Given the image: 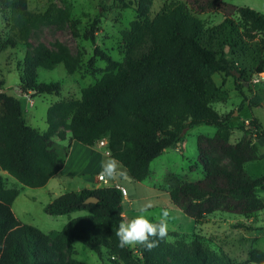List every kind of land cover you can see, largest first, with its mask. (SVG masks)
<instances>
[{"label": "trees", "instance_id": "16d2710c", "mask_svg": "<svg viewBox=\"0 0 264 264\" xmlns=\"http://www.w3.org/2000/svg\"><path fill=\"white\" fill-rule=\"evenodd\" d=\"M115 2L122 9L133 8L136 14L122 33V60L113 61L95 49L94 56L106 63L102 77L82 89L79 99L51 104L45 132L28 126L21 99L0 88V172L23 187L43 188L63 168L72 142L92 148L105 140L110 159L119 161L129 178L140 183L149 176L151 162L177 147L188 130L215 126L212 138L197 139L195 163L203 179L170 183L171 204L184 205L183 213L198 227L215 212L249 218L264 210V201L257 194L264 192V175L252 178L246 171L247 163L260 160V152L244 138L231 144L227 118L211 106L220 93L212 76L230 75L232 70L225 49L236 44L234 23L225 18L208 30L193 11L202 14L233 8L241 28L262 34L264 16L249 8L231 7L223 0H184L164 4L150 18L153 0ZM0 10L18 16L24 40L31 27L65 22L73 37L77 36L67 9L51 5L41 15H33L26 0H0ZM98 23L97 17L85 36L91 42ZM8 43L15 42L9 39ZM79 62L63 45L50 50L38 44L23 57L19 89L32 97L58 95L59 83L39 84L37 71L62 65L71 75ZM59 127L66 132L58 131ZM220 158L229 162V169L219 165ZM18 195L17 189L5 188L0 174V264H85L71 257L74 243L99 258L105 251L113 264H231L225 256L207 249L197 235H183L175 243L161 241L152 251L139 245L121 248L116 231L123 220V197L116 187L68 192L52 200L44 208L49 216L85 215L69 219L59 231L49 234L15 218L11 207ZM88 198L97 203L85 204ZM259 260H264L262 251H249V264Z\"/></svg>", "mask_w": 264, "mask_h": 264}, {"label": "rangeland", "instance_id": "374dc122", "mask_svg": "<svg viewBox=\"0 0 264 264\" xmlns=\"http://www.w3.org/2000/svg\"><path fill=\"white\" fill-rule=\"evenodd\" d=\"M27 10L33 15H41L49 6L58 10L67 9L69 21H75L76 37H73L69 22L43 24L37 28H29L28 37L22 38V22L10 11L0 10V88L21 99L24 119L28 126L43 133L46 131V112L53 103L66 100H77L80 91L93 85L103 75L106 63L94 56V50L120 62L125 53L122 33L129 29V23L135 19V11L122 9L115 0H26ZM184 0H153L150 18L158 13L164 4ZM235 8H249L264 16V0H223ZM205 29H213L229 18L235 26L234 42L225 49L226 58L232 70L230 75L218 73L212 81L220 89L211 106L227 118L230 127L229 142H238L241 138L256 145L261 154L260 160L247 163L246 171L252 178L264 175V34L241 28V21L230 8L226 11L205 12L193 11ZM99 19L94 33V41L85 36L91 31L95 18ZM9 39L15 43L10 45ZM29 44V47L26 46ZM38 44L55 50L56 45L65 46L70 54L79 59L78 69L69 75L62 65L51 71L39 69V84L59 83L58 95H40L32 97L30 93L20 91V69L26 52H31ZM262 70L263 73H258ZM241 79V80H240ZM58 131L66 132L64 127ZM216 133L215 126H196L188 130L182 142L175 148L164 151L153 160L149 167V176L143 182L130 180L126 175L118 182L125 188L127 196L122 202L123 220L139 215L141 207L151 205L147 216L156 222L164 209L169 216L170 243H175L181 236L197 235L202 237L204 246L218 255H223L231 264H249L248 253L258 249L264 253V210L251 215L242 216L215 212L206 216L201 226L188 218L183 210L185 206L175 207L171 204L168 187L173 182H197L203 179L201 168L195 161L198 158L197 139L199 136L212 138ZM58 141V139L53 138ZM101 162L91 164L96 154L89 155V168L84 171V178L89 179L102 171V163L108 160L101 151ZM220 166L230 168L226 159L218 160ZM5 188H15L19 195L12 204V212L17 220L31 225L44 233L59 231L69 219L85 215V212H73L64 216H49L44 208L55 198L66 193V189L53 180L45 188L30 189L18 184L5 172ZM107 180L108 185H112ZM264 201V192L257 193ZM54 195V197L52 196ZM205 225V234L202 227ZM201 229L203 231H201ZM71 257L85 264H113L108 254L103 251L99 258L85 246L74 243ZM136 247V246H135ZM135 247H130L134 249Z\"/></svg>", "mask_w": 264, "mask_h": 264}, {"label": "clouds", "instance_id": "9594fccd", "mask_svg": "<svg viewBox=\"0 0 264 264\" xmlns=\"http://www.w3.org/2000/svg\"><path fill=\"white\" fill-rule=\"evenodd\" d=\"M100 175L108 180H117L127 175V169L114 158L108 159L102 163ZM149 207L151 205L141 207L140 214L132 219L121 220L116 231L121 248L139 245L147 251H152L159 246L161 241L171 242L169 211L164 209L157 221L152 222L147 216ZM254 264H264V260L255 261Z\"/></svg>", "mask_w": 264, "mask_h": 264}, {"label": "crops", "instance_id": "0c3cea01", "mask_svg": "<svg viewBox=\"0 0 264 264\" xmlns=\"http://www.w3.org/2000/svg\"><path fill=\"white\" fill-rule=\"evenodd\" d=\"M102 143H103V147H99V145L97 143V144H95L94 147L89 148V147L83 146L82 144H80L78 142H75V141L72 142L71 147H70V151H69V155L66 159V162H65L63 168L61 169V171H59L58 174H56L51 180L48 181V183L44 186V188L46 186H48L56 178H58L57 182H56L57 185L66 189L65 190L66 193H68V192H80L83 189L93 190V189H99V188H103V187H117V186L123 187L120 184V182H118V180H110L112 185L104 186L101 182H98L96 180L97 175H100V174H97L96 176L89 178V179H85L83 176L84 171H86V169L89 168L88 166H89L90 160H91L89 158V155L96 154L95 158L92 160L91 164H94L96 162H98V163L101 162V159H100V157L102 155L101 151H104V156L107 159H110L109 154L105 148L106 141L103 140ZM234 143H236V142H234ZM234 143H231V144H234ZM260 158H261V154H260ZM61 195H63V194H61ZM52 196L54 197V195H52ZM126 196H127V194H126ZM125 197H123L122 202L125 200ZM122 208H123V206H122ZM122 216H127V215L122 214ZM202 227H204L203 228V230H204L203 234H205L207 232V230L205 229V225H203ZM203 230L201 229V231H203Z\"/></svg>", "mask_w": 264, "mask_h": 264}, {"label": "built area", "instance_id": "2783aa9c", "mask_svg": "<svg viewBox=\"0 0 264 264\" xmlns=\"http://www.w3.org/2000/svg\"><path fill=\"white\" fill-rule=\"evenodd\" d=\"M102 141H103V140H102ZM102 141H99V142H98L99 147H103V143H102ZM96 180H97L98 182H101L104 186H109L108 183H107V180H106L104 177H102L101 175H97ZM116 188L120 191L122 197H125V196H126L127 193H126L125 188H123V187H118V186H117Z\"/></svg>", "mask_w": 264, "mask_h": 264}, {"label": "water", "instance_id": "95a60500", "mask_svg": "<svg viewBox=\"0 0 264 264\" xmlns=\"http://www.w3.org/2000/svg\"><path fill=\"white\" fill-rule=\"evenodd\" d=\"M1 92H5V90H1ZM90 203H97V200L95 198H88L85 200V204H90Z\"/></svg>", "mask_w": 264, "mask_h": 264}]
</instances>
